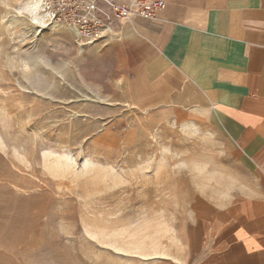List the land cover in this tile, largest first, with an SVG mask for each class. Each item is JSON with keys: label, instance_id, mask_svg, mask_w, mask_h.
Here are the masks:
<instances>
[{"label": "rangeland", "instance_id": "374dc122", "mask_svg": "<svg viewBox=\"0 0 264 264\" xmlns=\"http://www.w3.org/2000/svg\"><path fill=\"white\" fill-rule=\"evenodd\" d=\"M49 20L0 0V264H200L235 151L147 101L140 27L84 44Z\"/></svg>", "mask_w": 264, "mask_h": 264}, {"label": "crops", "instance_id": "0c3cea01", "mask_svg": "<svg viewBox=\"0 0 264 264\" xmlns=\"http://www.w3.org/2000/svg\"><path fill=\"white\" fill-rule=\"evenodd\" d=\"M164 1L159 18L134 19L148 35L147 101L213 130L238 157L228 185L201 196L199 262L264 264V0Z\"/></svg>", "mask_w": 264, "mask_h": 264}, {"label": "built area", "instance_id": "2783aa9c", "mask_svg": "<svg viewBox=\"0 0 264 264\" xmlns=\"http://www.w3.org/2000/svg\"><path fill=\"white\" fill-rule=\"evenodd\" d=\"M40 1L50 23L69 29L84 44L109 37L117 25L134 24L136 18L155 20L166 6L164 0Z\"/></svg>", "mask_w": 264, "mask_h": 264}, {"label": "bare ground", "instance_id": "6f19581e", "mask_svg": "<svg viewBox=\"0 0 264 264\" xmlns=\"http://www.w3.org/2000/svg\"><path fill=\"white\" fill-rule=\"evenodd\" d=\"M37 8V7H36ZM40 9H41V6H40ZM34 10H35V8H34ZM38 16V15H37ZM36 17V16H35ZM37 19V18H36ZM41 23V22H40Z\"/></svg>", "mask_w": 264, "mask_h": 264}]
</instances>
